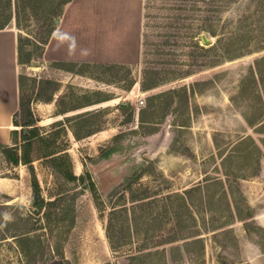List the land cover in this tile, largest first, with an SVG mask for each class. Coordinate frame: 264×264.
I'll return each instance as SVG.
<instances>
[{"label":"rangeland","instance_id":"obj_1","mask_svg":"<svg viewBox=\"0 0 264 264\" xmlns=\"http://www.w3.org/2000/svg\"><path fill=\"white\" fill-rule=\"evenodd\" d=\"M12 1L16 118L42 135L34 170L0 143V264H264V48L229 58L201 31L263 23L264 0H131L138 58L76 64L44 57L64 0Z\"/></svg>","mask_w":264,"mask_h":264},{"label":"crops","instance_id":"obj_2","mask_svg":"<svg viewBox=\"0 0 264 264\" xmlns=\"http://www.w3.org/2000/svg\"><path fill=\"white\" fill-rule=\"evenodd\" d=\"M139 8L131 0H68L48 38L44 57L80 63L134 61L140 46ZM19 37L12 19L0 27V143L12 142L14 115L20 107ZM8 184L6 176H0V190Z\"/></svg>","mask_w":264,"mask_h":264},{"label":"trees","instance_id":"obj_3","mask_svg":"<svg viewBox=\"0 0 264 264\" xmlns=\"http://www.w3.org/2000/svg\"><path fill=\"white\" fill-rule=\"evenodd\" d=\"M67 1L68 0H64L63 4ZM13 14H16L17 16V9L13 7V1L10 0V16L11 17L9 20L0 22V27H4L10 22L13 17ZM54 26L50 29V33L46 41L44 42V46L46 45L48 38L52 30L54 29ZM231 27L232 29L227 31V30H222L221 28H219L218 24L216 23L215 24H211V23L204 24L203 26H201V31L206 30L213 35H217V40L214 43L207 46V48L212 49V48L220 47L219 48V50H221L220 55H223V53H226V57H229V58H234L244 53H248V52H252L253 50L264 48V22L251 24L248 22L240 21V22H235L234 24L231 25ZM221 44H223L222 47H221ZM201 46L204 47V45H201ZM19 54H20V59L22 61V46H21L20 37H19ZM263 60L264 58H259L256 60V68H253L251 70V73L249 75L250 77L258 79L257 72H261V62ZM59 62L66 63L63 61H59ZM73 63L76 64L80 62H73ZM82 63H85V62H82ZM64 68H68V67H64ZM68 69H72V68H68ZM247 80H248V76L242 79V83L246 82ZM20 105L21 107L24 105L22 96L20 97ZM17 113H18V110L15 112V115H14V123L21 124L22 126L20 129L19 128L12 129V143L11 144L2 143L3 151L5 152L7 158L11 162L15 164H18L20 162L28 163L30 167L34 170V164H33L34 158L32 155L33 142H34L33 139L35 137H40L42 134L39 131L38 124H36V118L30 108L27 112V119L21 123L17 121V118H16ZM64 171L68 177L76 176V174H74L69 167L65 168ZM80 177L84 178V175H81ZM93 185H95L94 182H93ZM32 186L34 189V198H33L34 203L36 205H42L45 200L41 196L40 181L36 173L34 174V177L32 179ZM122 207H125L126 209V205ZM108 235L111 238L112 246H114V240L112 238V235L110 233Z\"/></svg>","mask_w":264,"mask_h":264},{"label":"water","instance_id":"obj_4","mask_svg":"<svg viewBox=\"0 0 264 264\" xmlns=\"http://www.w3.org/2000/svg\"><path fill=\"white\" fill-rule=\"evenodd\" d=\"M57 20H58V18H57ZM202 37H203V39H204L207 43H210V42H211V38H210L209 36H207L205 33L202 34Z\"/></svg>","mask_w":264,"mask_h":264},{"label":"built area","instance_id":"obj_5","mask_svg":"<svg viewBox=\"0 0 264 264\" xmlns=\"http://www.w3.org/2000/svg\"><path fill=\"white\" fill-rule=\"evenodd\" d=\"M141 102H144V99L143 98H141Z\"/></svg>","mask_w":264,"mask_h":264}]
</instances>
